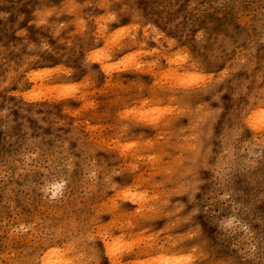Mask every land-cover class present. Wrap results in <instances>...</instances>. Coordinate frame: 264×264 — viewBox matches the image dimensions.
Wrapping results in <instances>:
<instances>
[{
	"label": "rangeland",
	"instance_id": "1",
	"mask_svg": "<svg viewBox=\"0 0 264 264\" xmlns=\"http://www.w3.org/2000/svg\"><path fill=\"white\" fill-rule=\"evenodd\" d=\"M47 240L264 264V0H0V264Z\"/></svg>",
	"mask_w": 264,
	"mask_h": 264
},
{
	"label": "bare ground",
	"instance_id": "2",
	"mask_svg": "<svg viewBox=\"0 0 264 264\" xmlns=\"http://www.w3.org/2000/svg\"><path fill=\"white\" fill-rule=\"evenodd\" d=\"M254 118V114L251 113L250 124L254 123ZM51 243L47 240L41 248L31 250L27 254V264H72L73 256L70 257L69 254L65 253V250L52 247Z\"/></svg>",
	"mask_w": 264,
	"mask_h": 264
}]
</instances>
